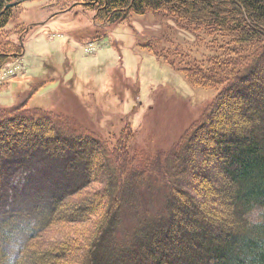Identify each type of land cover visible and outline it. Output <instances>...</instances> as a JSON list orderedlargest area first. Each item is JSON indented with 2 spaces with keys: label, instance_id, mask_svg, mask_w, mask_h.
<instances>
[{
  "label": "trees",
  "instance_id": "obj_1",
  "mask_svg": "<svg viewBox=\"0 0 264 264\" xmlns=\"http://www.w3.org/2000/svg\"><path fill=\"white\" fill-rule=\"evenodd\" d=\"M11 1L0 0V29L10 19L5 6ZM86 1L99 22L124 20L130 11L160 10L234 45L260 46L249 56V65L221 88L208 113L162 154L137 159L126 148L109 149L102 140L73 131L68 121L57 122L51 114L0 112V184L2 169L10 161L3 158L15 151L32 155L37 149H52L53 154L76 157L85 171L83 183L61 200L0 220L4 264H264V0ZM22 42L21 36L18 50L2 51L0 59L19 57ZM215 62L202 70L194 65L186 76L197 84L242 63L226 56ZM216 155L218 160H213ZM204 162L215 166H200ZM153 176H161L165 188L157 198L147 199L144 187L151 186ZM191 178L209 180L218 190L208 188L211 194L204 195L209 200L196 198L188 190ZM93 182L102 184L101 190L72 202ZM212 201L231 207V217L219 215ZM76 204L84 212L80 221L99 210L91 238L83 244L30 246L50 225L75 219L66 213ZM257 209L260 219L254 222L250 214ZM4 244L15 258L9 257Z\"/></svg>",
  "mask_w": 264,
  "mask_h": 264
},
{
  "label": "rangeland",
  "instance_id": "obj_2",
  "mask_svg": "<svg viewBox=\"0 0 264 264\" xmlns=\"http://www.w3.org/2000/svg\"><path fill=\"white\" fill-rule=\"evenodd\" d=\"M11 3L15 4L8 7L10 19L0 29V52L17 51L21 36L24 42L19 57L0 59V112L19 109L51 114L57 122L68 121L73 131L96 137L109 149L126 148L137 159L177 146L208 113L232 75L249 65V56L260 46L234 45L220 36L193 30L160 10L130 11L124 20L110 23L96 21L86 0H13L6 4ZM223 56L238 57L242 63L234 71L223 68L214 78L197 84L186 76L192 66L207 69ZM52 152L37 149L23 155L15 151L3 158L10 161H3L0 220L52 199L61 200L83 183V163ZM212 159L218 160L217 155ZM200 166L209 169L215 164ZM164 183L161 176L151 177V186L144 187L146 198H157ZM188 185L189 193L204 200H209L204 195L211 194L208 188L218 190L209 180L191 178ZM102 186L93 182L72 197V202ZM212 207L222 217H231V207L215 201ZM80 209L74 205L66 214L75 219L50 225L30 246L86 242L99 210L80 221L77 218L84 213ZM260 214L257 209L250 219L258 221ZM4 248L15 258L9 245ZM0 264H4L1 256Z\"/></svg>",
  "mask_w": 264,
  "mask_h": 264
},
{
  "label": "water",
  "instance_id": "obj_3",
  "mask_svg": "<svg viewBox=\"0 0 264 264\" xmlns=\"http://www.w3.org/2000/svg\"><path fill=\"white\" fill-rule=\"evenodd\" d=\"M14 4H15V3H11V4L6 5V8H8V7H12Z\"/></svg>",
  "mask_w": 264,
  "mask_h": 264
}]
</instances>
